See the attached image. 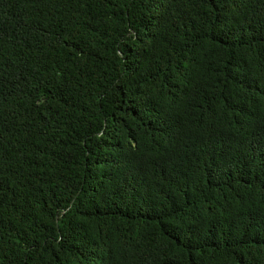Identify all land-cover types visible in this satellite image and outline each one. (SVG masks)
Returning <instances> with one entry per match:
<instances>
[{
	"label": "trees",
	"instance_id": "16d2710c",
	"mask_svg": "<svg viewBox=\"0 0 264 264\" xmlns=\"http://www.w3.org/2000/svg\"><path fill=\"white\" fill-rule=\"evenodd\" d=\"M0 264H264V0H0Z\"/></svg>",
	"mask_w": 264,
	"mask_h": 264
}]
</instances>
